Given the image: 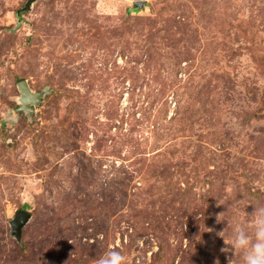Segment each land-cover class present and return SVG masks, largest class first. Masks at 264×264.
I'll list each match as a JSON object with an SVG mask.
<instances>
[{
  "label": "rangeland",
  "instance_id": "obj_1",
  "mask_svg": "<svg viewBox=\"0 0 264 264\" xmlns=\"http://www.w3.org/2000/svg\"><path fill=\"white\" fill-rule=\"evenodd\" d=\"M26 1L0 0V264H239L264 206V0Z\"/></svg>",
  "mask_w": 264,
  "mask_h": 264
},
{
  "label": "clouds",
  "instance_id": "obj_2",
  "mask_svg": "<svg viewBox=\"0 0 264 264\" xmlns=\"http://www.w3.org/2000/svg\"><path fill=\"white\" fill-rule=\"evenodd\" d=\"M249 216L251 224L234 228L229 245L234 253H240L239 264H264V206L255 208ZM95 264H126V257L113 248L96 259Z\"/></svg>",
  "mask_w": 264,
  "mask_h": 264
},
{
  "label": "water",
  "instance_id": "obj_3",
  "mask_svg": "<svg viewBox=\"0 0 264 264\" xmlns=\"http://www.w3.org/2000/svg\"><path fill=\"white\" fill-rule=\"evenodd\" d=\"M34 0H27L25 5L20 11L29 10L32 2ZM144 1L137 0L132 3V7L135 9H142L144 6ZM17 89L19 92V107L17 111L27 112L31 114L33 112L31 106L38 105L40 101L41 93H33L27 86L24 80H21L17 83ZM30 219V215L22 210H16L13 219L10 221L11 233L18 239L21 235L22 228Z\"/></svg>",
  "mask_w": 264,
  "mask_h": 264
}]
</instances>
